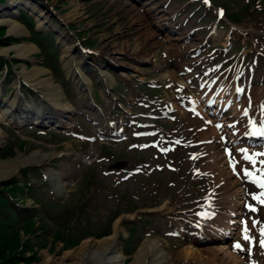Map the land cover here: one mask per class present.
<instances>
[{
    "label": "rangeland",
    "instance_id": "rangeland-1",
    "mask_svg": "<svg viewBox=\"0 0 264 264\" xmlns=\"http://www.w3.org/2000/svg\"><path fill=\"white\" fill-rule=\"evenodd\" d=\"M18 1H22L24 3L14 9L17 15H19L20 12V15L17 16V19L15 18V21L25 28V34H22L21 36H15L11 33L17 32L19 34V31H21V28H19V26L14 25V28H11V24H0V28H2L0 29V33H3V37L1 38V40H7L6 45H4V43L0 41L1 106H7V104L9 105L10 102L15 99V97H17L18 101V106L16 103V111H18L19 107L21 106L19 105V103L27 99H30V102L33 104V111H36L38 108L42 107V105L43 108L45 106L42 99L36 96V91H44V89H41L43 83H39L34 86L35 89L33 90L35 92L33 90H28V87L26 86H21L19 96H16L15 94L16 86L14 85V81L16 82V80L18 79L20 81H24L25 79L30 81L32 78H34V75L32 74L36 72V69H42V63L45 64L43 56L42 54H39V49L37 48V46L39 45L35 42L39 40L38 36L34 34L32 36H29V32L28 30H26V27L18 20V18H20L21 16V13L24 12L30 14L33 17L35 26L41 29L42 32L52 31L54 33L53 29H51L52 27H46V23L48 22L49 24H51V26H53V28H55L56 26L54 25H56L57 17L65 16L67 18H70V16L74 15V11L76 10L77 14L75 15V17L73 16V19H68L69 21L66 26L63 25L60 29L68 39L73 40L76 35L80 37L84 42H88V40L86 39L89 38L92 43L90 44L89 42H85V44L91 46L92 48L94 47L99 51H103L104 48L116 51L120 50L121 54H119L118 60L125 63L130 62L131 59L128 57V55H126V53L121 51V47L129 49L137 48V50L155 49L157 52L156 58L158 61L165 62L167 60L165 55L167 51V42L161 37H158L159 33H156L155 29L152 27V21H150L148 18H146L147 21H143L142 19L137 18L136 12L130 5V3H133V0H29L30 2L28 0ZM185 1L186 0H174V6L171 12H174L176 9H178L183 3H185ZM232 1V10L238 11L242 14L251 13L250 15H244L243 17L246 16L245 21L239 23L238 25L245 26L247 29L242 31V39L240 40V42L242 43V41L245 39L246 42L249 43L248 51L253 50L251 53L254 54V40H257L264 44V11L260 12L256 10L261 9L264 6V0H261L262 3L260 2L259 5L253 2L252 10H246L242 8V6L246 5L247 0ZM145 2L147 1H144L142 3ZM189 3L190 0H187V5ZM133 4L135 5L134 8L139 11L138 9H140L141 7L140 3ZM200 5L201 1H193L192 5H190L191 7L184 9V14L191 15L188 24L191 23L192 26L197 24V22L195 21L196 19L193 17H196L198 9L193 10V7L200 8ZM216 5L220 7L218 3H216ZM33 11L36 12V14H34ZM39 12H42V14H39ZM53 15L57 17H54V19H52ZM1 18L2 16H0V20ZM33 20L30 19V23L32 25L31 29H33ZM38 20H40L41 22L44 21L46 23L39 24ZM213 24H215V22H213ZM68 26L72 29L70 32L69 30L67 31ZM216 26L219 25L217 24ZM190 28L192 27L189 26V29ZM218 30L219 37L217 36L213 38V42L216 43L224 42V38L229 35L230 32H234V29H231L228 23H224V25L221 26ZM258 33H261L262 38L259 37ZM206 34L207 30L202 31L201 38L203 39ZM23 35H27V37H29L28 40L31 41L30 43L33 42L32 44H37V46H30L33 49H29L30 51L29 53H27V55L18 57L17 53L13 52V49L14 47H21L23 45V42H25L23 39ZM53 37L56 40V44L59 46L57 47V51L55 52L57 55L55 60H60V65L63 71V74L60 77L63 80L65 79L64 82L66 84H71L69 85L70 88L67 89L68 94L66 93V96L68 100L74 105L75 109L78 111L84 110L88 113V115L89 111L96 113V111H93L86 105L89 101L90 105L91 103L94 105V103L97 101L98 104L103 108H101L102 111L99 112V115H103L104 120H107L111 123H116L126 117L124 120H126L128 124L127 131L124 135L111 137L105 134L94 138L92 141L85 142L86 139L84 137H78L74 129V131H71L70 135H65L60 133L56 134L54 132L55 130L48 131L47 133L41 132L42 130L36 131L37 128L28 127V125H31L29 124V122L24 125L10 123V120L8 118L6 119V117L3 116L4 110L0 106V128L3 131L2 135L4 136L0 143V161L13 160L19 155L23 157H31L32 155H47L50 157V159L45 164L37 165L38 162H35L14 169L9 174L10 176L7 175L0 178V187L2 188L1 183L6 179L9 180L4 182V187H17V184L15 182V180H17V183L21 187L19 190L21 193H18L19 195L15 198V201L26 208H32L34 206L36 208L41 207L44 209L43 205L40 206L39 203H35L34 200L25 193V191L22 192V189L26 186L25 180L29 177L31 186L34 188L38 187L39 195H43L46 200L51 199V196L55 195L60 198V208L65 209L72 206V208H74L78 212L81 211L80 214L82 220L79 221L76 219L77 223H80L79 232L81 235L87 233L88 231H98L101 228H105V226L109 223L110 217L120 211V215L118 216L119 218L117 217L118 219H116L113 224L114 234L110 236H114L116 233H118V236H121V238H126L128 234V238L130 237L132 240L125 242V251L134 253L138 248L137 245L139 244L141 239H143L144 236L147 235V233H151L148 236L157 235L159 239H161V242H163L167 246L165 247L166 250H172L169 251L173 252L170 253L173 256L174 264H185L184 260L186 258H184L180 254L177 255V253L180 251L178 249H180L182 245L186 244L187 242L185 240H178L174 237L170 238L166 236L163 228L166 224L169 223V221L166 219L167 214L175 209V205L173 204H180L182 201H184L182 197V189L184 191L188 190V193L191 192V196H189L191 198L189 200H192L193 202L195 201V198H193L194 193L191 188L193 170L196 167L203 168V165L206 163L207 159L204 156L200 157L202 152L206 150L204 145L192 146V143L195 140L192 139L191 135H195V131H189L188 125L185 124V122L189 118V115L185 114V116L183 117V113L181 115L179 111L174 109L172 110V103H182L180 99V90L177 89L176 84L175 86H171V82L169 81L168 87H170L171 89L169 90V88H167V90H164L167 98L160 101V104L157 105V109H155L151 115L140 114L141 112H147L148 110L144 108L140 110L138 109L139 105L136 106L131 104V97L137 100V95H134L132 89L135 88V84L140 81L139 79H142V81H149L152 80V78H161L160 70L151 67L150 64H143L141 65V67L143 68V73L138 74L133 72V75H130V77L132 78L131 80H127L125 77H121L120 73H116V81L110 82L109 87L113 86L114 84L115 86L118 84L116 86V88L118 89L114 93V98L115 96H117L119 98L118 100L114 99L113 96L110 95H108L109 97L106 95L107 98L105 99V101L102 100V98L99 97L100 90L97 94L94 90V94L92 97L95 98L91 99L89 95L90 92H87L85 90L84 93L80 94L75 84L70 80L71 71L68 64L71 60V57H75V59L77 57L76 53L74 52L70 57L67 56L70 54L67 46L69 47L73 45L71 44L72 41L68 45L66 39H62L61 35L58 33H54ZM232 37L234 45H232L233 49L230 51V53L234 52L235 50L237 51V49L241 45V43L237 45L236 42V40L239 39L238 34ZM180 44L187 45L188 47L191 46V43L187 42H183ZM230 47L231 44L228 46V48ZM159 48H161V51L158 53ZM201 49L206 50L207 48L202 47ZM4 50L9 51L5 53L3 52ZM209 53L210 51L203 53L206 58L208 57L207 61L203 60L201 62L194 63L193 66L190 67L192 71L195 70L198 76H202L204 79H213L218 76V74L216 73V68L211 66V64L217 63V59H214L213 56H208ZM181 57H183V55ZM253 57L255 56H249L248 59L251 60L253 59ZM91 60L92 61L89 63L91 68L93 69V66L97 62L96 58H91ZM97 61H99V59H97ZM175 62H177V60ZM179 63L180 65L177 62V64L179 65V69H181V62L179 61ZM262 63L263 65H257L254 67L256 77H258L257 73L259 72H261L259 74V77H263L262 73L264 71V62ZM4 66L7 67V72H5ZM129 72H132V70H130ZM92 73L96 76L98 74L97 69L94 68ZM74 76L78 78V76L80 77V74L78 75V73H75ZM48 77L49 76L45 74L42 76V78ZM36 81H38V79ZM53 81L54 82L52 83L54 84L51 85L56 86L59 97H64L62 88L57 85V83L59 82H56L55 79ZM92 81L94 82L93 89H95L96 86H101L100 82L96 80V77H92ZM88 82L89 81L85 83V87H87V90H91L90 83ZM31 83L34 84V82ZM122 86L124 88H122ZM263 86L264 83L258 81L252 94L258 93ZM187 89L190 91L189 87ZM101 91L103 92V90ZM182 93L186 94V92ZM175 94L177 95L176 97H174ZM80 96L83 98L81 99ZM44 99H46L47 102L51 103L52 105H57L55 101L53 99H49V97H46ZM54 99L58 100L57 98ZM113 100L115 101L117 109H122V105H125L126 107L130 106L133 110V114H128V112L126 111L115 113L113 112V116H110L109 114L111 113V111L116 110L109 104V101ZM185 100L188 101L187 97H185ZM4 101L6 102L4 103ZM70 102L69 104L71 105ZM166 103H168L166 106L163 105ZM25 105H27V103H25ZM71 107L73 106L71 105ZM170 109L173 112L171 114H174L175 116V120L173 123L172 119H169L168 117H166V115L163 114V110L169 112ZM45 114L47 116H51V111ZM76 115H79L77 118L78 123H76L75 120ZM76 115H74V119L72 122V124H74L73 128L84 125L85 127L83 132L90 136L92 134H96V128H94L93 125L86 120V117L84 116L85 118L83 119L80 117L83 114L78 113ZM108 116H110V118L114 117V119H109ZM163 119L164 123L167 124L165 126H158L157 124L152 123V121H161ZM175 122L177 123V125ZM198 123L201 124L202 122L198 121ZM79 129L80 128L76 130ZM106 129L111 130L113 128L107 126ZM245 144L248 145V143ZM245 144H241V146ZM105 147H108V150L111 147L113 149L112 151L115 154H123L127 157L125 160V164L121 166V169L112 167V162L107 160H104L102 163L99 162V155L102 152V149ZM229 150L231 152L232 163H237V158L245 161V159L242 158V153L239 150H236L232 147H230ZM87 155L89 156L86 159ZM139 156H143V158L136 159ZM213 159H211L210 161L208 159L211 166L213 164L212 162L214 161ZM85 160L87 161L85 162ZM206 164H208V162ZM3 165L4 164L0 163V170ZM244 167L247 170V173L255 174V171H253L249 165L245 164ZM89 168H92L91 173H93L95 177L96 175H98L99 179L103 180L101 184H93L91 189L92 192L90 193H88L85 187H83L81 184L84 176L83 172H85V170ZM24 169H26L25 172H27V175L25 176H23ZM50 172L53 173V175H49ZM136 172H140V174H137ZM91 173L89 172V174ZM138 175L141 176L137 177ZM124 178L127 179L124 180ZM116 180L122 182V185L119 186V191L123 190L128 193H136V191L139 190L140 195L134 200V203H138L140 205L139 209L132 212L130 211V208H134L133 206H127L128 204L123 203L119 198H117L116 200H111L107 197L108 193L112 189L111 187L113 186V182ZM230 182L231 179L227 180L221 188H226L228 186L227 189H230L232 191L233 184H230ZM204 183L209 187L217 186L216 180L210 176L204 178ZM249 185L250 187H247L246 190L249 191L248 195L250 192H253L249 195V200L251 202V207H254L256 209V211H252L250 222L251 224L256 225L260 227V229H262L264 228V213L262 212L264 210L263 207L259 204L258 200L254 199V197H257L256 193L254 191H251L254 188V185ZM2 190L6 189L2 188ZM96 193H99L101 198L99 197V195L95 196ZM2 194L7 196L5 193ZM198 195L199 194L194 195V197H196L197 199ZM93 196L94 199L92 200ZM156 202H158V204L153 206ZM196 205H198L197 207L202 206V204L197 202ZM84 206H87L88 208L86 209L84 208ZM207 207L210 206L207 205ZM118 209H127V211ZM206 211L207 208L205 207L203 209V213L206 214ZM198 212L199 211L195 209V217L197 216ZM208 212L210 211H207V213ZM132 215H134L135 217L134 220L130 219L132 218ZM52 216L53 214L47 217L44 212L43 221L46 222V228L49 225H51V227L54 226ZM140 217H143L145 219L142 220V218L141 220H139ZM146 217H149V219L146 220ZM207 223V220H204L202 222V224L204 225H207ZM214 223L215 220H212L211 224L214 225ZM136 230L138 231V235L136 234ZM52 232H54V230H52ZM35 234V231H30L28 233H23L20 236L21 239H23L24 237L31 238L30 240L32 243L29 247L32 246L33 250L29 252V255L35 254L33 256L34 258L24 262L20 261L18 258L19 256H23L24 254L17 253L15 254V256L13 254V256L11 257L9 253L8 256H0V264H40L43 261V253L45 251H47L48 255H51V257L53 258V263L50 264H58L60 263L61 258L66 252L77 249L82 245L81 243H84L85 241H89L91 243L99 242L108 238L109 236L105 235L102 238H96L95 236H90L85 239L82 238L83 240L79 239V241L82 240L80 241L81 243L79 242L81 245L78 244L74 248L64 249L63 245L65 243L59 240L57 236L53 238L51 234H44L45 238L40 239L39 237L41 236H38L36 238ZM60 235L63 238L64 236L70 239L74 238V236H70L71 231L69 232V234L66 232L65 234ZM52 239L53 241L51 242ZM153 239L154 237L151 240ZM145 240L150 241V238L147 239L146 237ZM257 243L258 241L254 242L253 245L257 247ZM139 249L140 247L138 248V250ZM242 249L243 250H239L236 253V260L232 258V264L234 262L235 264H264V251L247 247H244ZM6 253H8V251H6ZM127 259L128 260L126 264L129 263L132 257H128ZM215 260L214 264L217 263ZM198 262L199 258L197 257L195 258V263L192 264H198ZM70 263L75 262L70 261ZM201 264L204 263L202 262ZM207 264L213 263H210L208 261Z\"/></svg>",
    "mask_w": 264,
    "mask_h": 264
},
{
    "label": "bare ground",
    "instance_id": "bare-ground-1",
    "mask_svg": "<svg viewBox=\"0 0 264 264\" xmlns=\"http://www.w3.org/2000/svg\"><path fill=\"white\" fill-rule=\"evenodd\" d=\"M23 3L24 2H22V1H18V0L14 1L13 0V1H10L9 3H7V6L3 7L2 10H0V16H2V18L0 20V24H5V25L11 24V28L12 27L14 28V25H17V26H19V28H21L20 29L21 31H19V34L17 32L11 33L15 36L16 35L21 36L22 34H25L24 33L25 28L23 26H21L18 22H16L14 18H12L15 14L13 8H15L17 5H21ZM27 4H29V3H27ZM130 5L132 6V8H134V5H132L131 3H130ZM141 6L144 7L142 9V10H144V14H139V11H136V13L139 14L138 17H140V18H143V17H149L151 19L156 18V20H155L156 23H157V21L158 22L163 21L164 24L167 23L170 25H175V24L177 25L178 23H180L181 21L184 20V18L181 17L178 21L177 18L175 16H172V15L169 18L158 19V14H159L158 8H159V6L158 7L156 5L153 6L152 3L150 6H147V2L142 3ZM163 11H166V10L164 9ZM39 14H42V12H39ZM76 14L77 13L75 10L74 15L70 16V18L73 19ZM166 15H167V13H162L160 15V17H164ZM70 18L69 17L67 18L65 16H63V17L59 16L60 22H62V23H68V21H69L68 19H70ZM44 23H46V22H44ZM164 24L159 23L157 26L163 27ZM63 25H65V24L60 25V23H58V26L56 24V26L58 28L62 27ZM46 27H52V26H51V24H49L47 22ZM198 36L199 35L196 34L195 38H197ZM181 38H182L181 35H179L178 37L174 36V38H171L173 40L171 47H174L176 45V43L179 42V40H181ZM66 40L68 41L67 38H66ZM226 40H227V36L224 38V43L226 42ZM67 43H68V45L70 44V42H67ZM30 46L34 47V45L32 43L23 42V45L21 47L20 46L14 47L13 52H16L18 57L23 56V55H27V53H29V51H30L29 49H31V50L33 49ZM67 48H68V51L70 52V54L69 55L66 54V55L70 57L72 55V53L75 51L74 50L75 47H74V45H71L69 47L67 46ZM8 51L9 50H4L3 52L6 53ZM121 51L122 52L130 51L132 54H136V55H140L142 53V51L137 50V48L136 49H129V48L121 47ZM3 52H1V53H3ZM102 54L108 56L112 60H116L117 55H119L121 53H120V50L116 51V50H109L107 48H104ZM148 56H149V53H147L144 57L147 58ZM103 58L105 59V57H103ZM135 58H137V56ZM177 58H180V57H177ZM83 61L87 62L85 55L78 54L76 59H75V57H71V60L69 61L68 65H69L70 71L72 73V77L74 76L75 73H78V74L81 73L80 80L83 79L81 82V86L84 87L85 89H87V87H85V83H87V81H86L87 78H86V74L84 73L85 70L82 67ZM119 64L123 65L122 62H119ZM155 65L159 66V67H163V71H161L162 72L161 75L163 76V78L170 77V79H172L174 81L176 79H180L181 82H182V80L186 79L188 82H191V79L189 80L187 77H184L183 75L178 76L174 67H170V66H166V65L162 66L160 63H156ZM87 67L90 68L91 70H94L89 65H87ZM124 67L129 68L128 66H124ZM99 70H100V75L102 76L101 81H103L106 85V81L110 82L109 78H106V76L108 75L111 78H113V77L109 73L105 72L103 69L99 68ZM44 74L48 75L49 77L48 78H42V76ZM32 75H34V78H32L31 80L29 79L30 81L25 79V83L28 86H31L32 89H35V87H34L35 85H37L39 83H43L41 89H44V91L41 92L39 90L36 92L40 93V95L42 96V101H45V102H47V100L44 99L46 97L47 98L52 97L51 99H53V100H54V98L58 99V100H55V103L57 105H52L51 103H49V104H51L52 107H54V109H57L59 111V116H57L56 118L59 121L64 122L65 120L63 119V117L69 118L68 114L70 113V111H73L74 108L71 107V105L69 104V101L66 99L65 95H64V97H62V96H61V98L59 97L56 86L51 85L54 83H52L53 82L52 76L49 73V71L45 68H42V69L37 68L36 72L33 73ZM37 79H38V81H36ZM88 80H89L88 83H90L92 85L91 79L88 78ZM17 82L18 81H16L15 83H17ZM31 82H34V84H32ZM207 91H208L207 86H204L200 92H202L204 94ZM219 92L220 91H218V93ZM17 95H19V93H17L16 96ZM262 97L264 100L263 93H262L260 98H262ZM260 98L259 99L255 98V103H258L260 101ZM236 101H237V97H230V98H226V99L219 98L216 100V104L218 106L219 105L220 106L227 105L228 108L235 111L237 108V102ZM16 103L18 106L17 97H15L14 101L11 102L9 105L1 106L4 110L3 116H5L6 118H9V119H11L13 116H15L13 113H14V110H16V106H15ZM27 106H29L28 110H30V108L33 105H31V107H30V105H27ZM175 106H177V105L175 104ZM251 108H252L251 109V111H252L254 108H253V106H251ZM202 109H204V107ZM38 111L39 110L34 111L35 114H37ZM215 111H218V109H215ZM42 116L43 115L40 116L41 119H42ZM28 118H29V116L27 114H22V116H20L19 120H26ZM36 118H38V116H36L33 119L35 120ZM46 118L47 117H45L44 119H46ZM13 120H15V119H13ZM250 120L251 119H249L248 122ZM201 122H202V119H201ZM2 132L3 131L0 128V143L4 137L2 135ZM212 132H213V130H209L208 132H205V135L212 134ZM212 148H214V147H212ZM225 156H227V155H225ZM219 158L221 160V164H224V162H225L223 160V158H225L224 155H223V158L222 157H219ZM49 159H50V157L47 155H40V156L32 155L31 157H23V156L19 155L18 157H16L13 160L0 161L1 164H4L0 170V178L9 175L14 169H17L23 165H27V164H31V163H35V162H38L37 164H45V163H47V161ZM51 174L53 175V173L50 172L49 175H51ZM235 188H237V190H234ZM238 188H239L238 185H236L232 188V190H234L236 192L239 190ZM58 190H61V189H58ZM117 236L118 235L116 233L115 236H109L108 238H106L102 241L94 242V243H91L89 241H85L77 249H75L73 251L66 252L64 254V256L61 258L60 263H58V264H78L79 262H80L79 264H124L123 262H124V259L126 257H125V254L122 252L119 241L117 240ZM151 239L152 238H150V241L145 240L142 242L140 249L134 255V259H133L131 264H165L166 262L167 263L172 262L173 256L171 255V253L169 251L166 250L165 247H167V246L163 242H161V240L158 237H154L153 240H151ZM227 247H228V245L223 243V244H220L219 246H211V247H207L204 249H198V248L194 247L192 244H189V245L185 246L184 248L180 249V251L177 253V255L180 254L184 258H187V259H191L192 257L193 258L198 257L199 258L198 264H201L202 262L204 264H207L208 261L210 263L214 264L215 259H216L215 261L217 262L216 264H232V258L235 259V257L230 252L227 251L228 250ZM70 261L75 262V263H70ZM50 263H53V258L51 257V255H48L47 251H45L43 253V261L40 264H50ZM233 264H235V262Z\"/></svg>",
    "mask_w": 264,
    "mask_h": 264
},
{
    "label": "trees",
    "instance_id": "trees-1",
    "mask_svg": "<svg viewBox=\"0 0 264 264\" xmlns=\"http://www.w3.org/2000/svg\"><path fill=\"white\" fill-rule=\"evenodd\" d=\"M2 1L3 0H0V2ZM8 207H9L8 201L0 196V209L1 208L3 209V211H1V213L3 212V215H5L6 212H8ZM3 215L0 216V256H5V255L8 256L9 253L11 257L13 256V254L15 256V254L17 253L24 254L23 249L29 246V241H26L25 243L22 242L20 238V231H19L20 228L16 226H11L9 223V219L4 220L5 217ZM32 224H33L32 220H27L20 227L21 229L27 231ZM73 236L74 238L72 239L71 243L74 244L79 237L81 238L85 235L75 234ZM6 251H8V253H6ZM19 257L23 258V256H19Z\"/></svg>",
    "mask_w": 264,
    "mask_h": 264
},
{
    "label": "snow or ice",
    "instance_id": "snow-or-ice-1",
    "mask_svg": "<svg viewBox=\"0 0 264 264\" xmlns=\"http://www.w3.org/2000/svg\"><path fill=\"white\" fill-rule=\"evenodd\" d=\"M221 14H222V13H221ZM262 163H264V161H262ZM246 174H249V175H250V173H246ZM260 187H261V188H264V183H261V184H260ZM262 195H264V194H262ZM254 199H257L261 204H264V199H261L260 197H254ZM249 207H250V209H251L252 211H256V209H255L254 207H251V206H249ZM257 223H258V222H257ZM244 231H245L244 239H245V240H250L251 237L247 235V231H248V229H247V224H246V222H245V229H244ZM261 235H264V228L261 229ZM259 243H260V246H261V247H264V240H261ZM235 248H236V249H239V250H243V249H242V246H241L239 243H237V244L235 245Z\"/></svg>",
    "mask_w": 264,
    "mask_h": 264
}]
</instances>
